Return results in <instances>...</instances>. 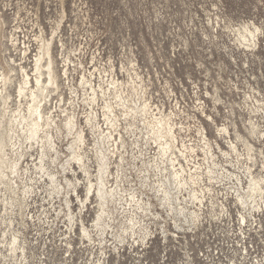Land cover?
I'll return each instance as SVG.
<instances>
[{"label":"bare ground","instance_id":"6f19581e","mask_svg":"<svg viewBox=\"0 0 264 264\" xmlns=\"http://www.w3.org/2000/svg\"><path fill=\"white\" fill-rule=\"evenodd\" d=\"M247 30L248 35L240 33L246 40L256 38L254 30ZM5 39L0 47V255L8 264H23L27 260L28 240L23 230L14 225L16 221L23 227L28 224L26 217L29 218L27 211L31 206L28 200L33 195L44 194L41 199L49 205L59 200L60 210L55 209L57 215L63 213L70 221V225H66L70 232L66 240L68 248L76 250L75 238L83 242L86 238L90 245L98 243V260H94L98 264L102 257L110 255L109 242L105 243L107 237L101 239L106 235L105 217L118 222L117 227L111 228L118 241L111 251L118 256L126 244L130 250H136L134 245L140 247L153 236L155 231L150 226L152 222L158 225L156 219L163 220L159 234L167 238L176 236L169 223L183 234L195 233L205 213L210 222L229 215V203L220 201L214 194L217 186L205 183V180L212 183L215 167L224 165L216 161L218 153L214 144L224 157H236V163L232 157L225 163L240 166L243 171L238 172L240 178H237L242 183L243 175L247 188L246 194L237 195L240 203L247 204L245 197L257 191L264 193V177L261 176L264 149L257 146L259 142L256 144V137L260 138L264 131L252 117L242 118V131L231 115L226 116V123L220 124L203 107L202 113L215 126V138L223 140L228 149H224L218 139L213 141L208 137L203 125L198 128L196 125L200 142H189L184 139L182 125L176 120L177 112L168 113L146 97L147 84L136 69L133 68L135 73L129 71L127 80L115 73L107 79L91 73L83 74L75 82L69 73L70 64L66 62L64 69L59 70L52 49L53 39L38 38L42 44L32 63L29 62L30 47L23 48L14 34ZM207 94L216 102L221 100L210 92ZM81 107L86 110L82 120L78 112ZM260 108L259 105L256 110ZM64 141L67 151L60 147ZM199 151L203 155L201 160ZM27 156L32 159L26 158L25 167ZM79 173L84 176L82 180ZM73 198L87 211L92 205L91 227L85 223L82 208L79 213L73 208ZM154 200L162 211L155 209ZM16 212L21 221L14 217ZM42 215L45 218L32 214L31 221L51 224L48 210L44 209ZM124 215L129 217L130 225L120 220ZM113 216L116 217L112 219ZM127 232H133L130 234L133 239L126 240L125 244L128 235L125 237L124 233Z\"/></svg>","mask_w":264,"mask_h":264},{"label":"rangeland","instance_id":"374dc122","mask_svg":"<svg viewBox=\"0 0 264 264\" xmlns=\"http://www.w3.org/2000/svg\"><path fill=\"white\" fill-rule=\"evenodd\" d=\"M1 13L3 14L0 18L1 48L5 37L14 34L19 38L23 48L30 47L29 62L32 63L34 54L42 44L38 38L43 37L45 41L53 39L52 49L59 70L64 69L66 62L70 64L69 73L75 82L79 81L83 74L91 73L103 75L105 79L115 73L120 79L127 80L129 71L135 73L133 68L136 69L147 84L146 97L168 113L177 112L176 120L182 125L184 139L189 142H200L197 128L198 125H203L208 137L213 138V141L218 139L223 148L228 149L223 140L215 138V126L202 113L203 107L206 113L216 117L220 124L226 123L228 121L226 116L231 115L242 130L244 129L242 118L252 117L264 131V0H0ZM255 26L258 29H255ZM247 28L254 30L256 35L251 41L240 34L248 35ZM7 42L10 45V42ZM207 92L219 96L221 100L214 101ZM259 105L262 108L257 111ZM233 109L234 112L231 111ZM85 111L84 107L78 108L81 120L84 119ZM263 133L260 138L256 137L257 142L255 141L256 144L259 142L257 146L262 149ZM214 146L216 154L218 153L216 161L219 160L224 165L215 167L216 174L212 183L207 180L205 183L218 187H214V194L220 201L229 203V215L225 214L222 218L210 222L205 213L202 216L203 222L196 228L197 231L195 233L187 231L186 234L174 228L169 221L168 226L175 231L176 236L169 235L167 238L159 234L162 223L164 224L161 218L155 220L158 225L146 218L149 219L147 220L149 226L152 224L150 227L155 231L154 237L149 236L142 247L134 245L136 250L133 248L130 250L126 240L132 241L130 234L133 232L124 233L125 237L128 235L124 242L126 245L123 246L126 248L118 255L120 258L124 256L123 264H127L130 251L136 255V251L145 250L148 246L155 250L152 256L155 264H179L180 261L183 264H206L212 256L213 249L218 251V255H224L221 247L230 229L232 230L230 237L236 240L240 238L241 215L247 217L246 222L249 224L245 223L246 229L250 232L248 240L259 243L262 249L264 248L261 242H264V211L261 213L256 212L257 209L253 211L257 207L255 203L247 205L238 201L239 192L246 194V178L241 175L245 179L244 183H241L238 174L242 171L240 166L225 163L229 162L228 159L231 157L236 163V157H224L215 144ZM60 147L67 151L66 141L60 143ZM200 155L201 160L203 156L201 152ZM61 156L65 162V157ZM26 158L32 159L25 157V167L28 163ZM263 175L264 169L261 171V176L264 177ZM79 176L81 180L84 177L82 173H79ZM72 179L75 180L74 177ZM239 183L243 184V189L236 190L231 187L236 184L239 186ZM235 190L238 191L237 194L234 193ZM79 192L84 193L82 188ZM34 196L28 200L31 203L27 211L30 213L29 218L26 217L28 224L23 227L16 221L14 225L23 230L28 240L25 251L27 260L23 264H98L94 263V260H98L97 253L100 247L98 243L97 247L95 244L90 245L86 238L84 239L86 242L75 238L76 250L68 248L66 240L70 237V232L66 225L69 226L70 221L63 213L61 216L57 215L55 209L59 208V200H56V204L49 205L41 199L44 194L41 197ZM32 198L37 202L32 201ZM73 200V208L77 213L82 208L85 223L91 227L94 216L92 205L87 211L76 198ZM154 201L158 203L157 200ZM44 203L45 208L42 206ZM160 207L157 204L155 209L162 211ZM44 209L49 212L51 224L41 225L42 223L38 222L34 224L31 215L41 214V217L45 218V215H42ZM15 210L17 211L18 207H15ZM17 213L14 217L21 221ZM256 216L263 225L260 233H255L256 218L253 217ZM123 217L120 216V220L125 222V225H130L129 217ZM104 220L106 235L101 239L106 236L107 240L109 235H112V230L109 234L110 229L117 227L118 222L108 217ZM1 227L4 228L5 225L2 224ZM223 230L226 235L221 233ZM112 237L114 238L113 235ZM113 238L114 242L111 240L105 243L109 242L108 246L111 244L108 252L110 255L107 258L114 261L117 256L111 250L118 241ZM186 249L190 252L186 253ZM43 261L45 262L42 263ZM0 264H8L2 255Z\"/></svg>","mask_w":264,"mask_h":264},{"label":"built area","instance_id":"2783aa9c","mask_svg":"<svg viewBox=\"0 0 264 264\" xmlns=\"http://www.w3.org/2000/svg\"><path fill=\"white\" fill-rule=\"evenodd\" d=\"M226 177H228V175H226ZM262 185L264 187V184ZM231 187L235 188L236 190L243 189V185L241 183H239V186L234 185ZM236 190L234 193L237 194L238 191ZM245 199L247 205L255 203V206L257 207L253 209V211H255L256 209V212L259 213L264 211V193H260L259 191H257L256 194H252L251 197L246 196ZM247 214L249 213L247 212ZM246 219L247 217L245 215H242V224L239 228L240 238L236 240L230 237L232 233V230L230 229L228 232V236L224 239V244L221 247V249L224 251V255H218V251L216 249H213L212 256L206 262V264H264V248L262 249V245H260L259 243H254L253 241L248 240L250 232L245 227ZM255 222V226L257 228L255 230V233H260L263 226L262 221L256 216ZM221 233L223 235H226L225 230L221 231ZM111 239L112 235H109L108 241H111ZM261 242L264 244L263 241ZM107 250L110 251V248ZM154 251V249L148 247L145 250L140 249V252H137L136 255L131 254V252H129L130 255L127 256V264H155L152 261ZM185 252L188 253L190 251L186 249ZM255 252H257V254H255ZM107 257H109V255ZM107 257H102L100 264H123V261L125 260L124 256H121V258L117 256L114 261L110 258L108 260ZM179 264H183V262L180 261Z\"/></svg>","mask_w":264,"mask_h":264}]
</instances>
